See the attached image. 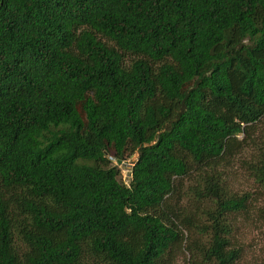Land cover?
Instances as JSON below:
<instances>
[{
	"label": "trees",
	"instance_id": "1",
	"mask_svg": "<svg viewBox=\"0 0 264 264\" xmlns=\"http://www.w3.org/2000/svg\"><path fill=\"white\" fill-rule=\"evenodd\" d=\"M256 199L264 0H0V264H236Z\"/></svg>",
	"mask_w": 264,
	"mask_h": 264
},
{
	"label": "rangeland",
	"instance_id": "2",
	"mask_svg": "<svg viewBox=\"0 0 264 264\" xmlns=\"http://www.w3.org/2000/svg\"><path fill=\"white\" fill-rule=\"evenodd\" d=\"M125 63H128L130 57H124ZM241 135H238L240 138ZM246 153V152H245ZM136 152L123 155L121 163L117 165L119 176L123 182L129 177V164L135 161ZM115 163V162H114ZM124 163V165H120ZM232 175L227 179L229 189L233 192L253 190V184L246 176L239 165L233 164L231 167ZM184 203V202H183ZM262 205L260 199L250 202L246 214H238L233 221V244L241 249V256L236 264H264V218H260L258 207ZM261 213V212H260ZM264 216V214H263ZM183 229V228H182ZM185 231V229H183ZM189 253L179 245L172 255V264H188Z\"/></svg>",
	"mask_w": 264,
	"mask_h": 264
},
{
	"label": "water",
	"instance_id": "3",
	"mask_svg": "<svg viewBox=\"0 0 264 264\" xmlns=\"http://www.w3.org/2000/svg\"><path fill=\"white\" fill-rule=\"evenodd\" d=\"M119 163H121V160L117 159V160L115 161V165H118ZM132 164H133V162H132ZM132 164H129V168H130V166H131ZM120 165H124V163H122V164H120Z\"/></svg>",
	"mask_w": 264,
	"mask_h": 264
}]
</instances>
